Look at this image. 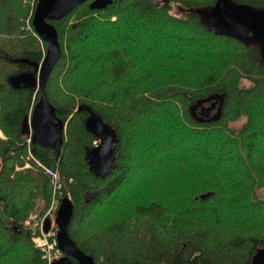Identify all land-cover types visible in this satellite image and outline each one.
<instances>
[{"label":"trees","instance_id":"1","mask_svg":"<svg viewBox=\"0 0 264 264\" xmlns=\"http://www.w3.org/2000/svg\"><path fill=\"white\" fill-rule=\"evenodd\" d=\"M25 1L0 0V264H48L24 224L50 205L48 170L59 172L64 197L71 193V238L98 264H251L264 245L259 47L202 21L197 9L218 0H113L104 9L87 0L49 19L62 48L46 85L65 125L58 150L26 131L40 89L9 81L38 74L47 53L33 26L37 6ZM230 1L264 8V0ZM165 2L188 12L174 15ZM218 95L220 118L201 120L202 107H193ZM91 112L118 139L115 164L103 174L91 164L99 140L87 128ZM162 118L164 126L155 122ZM29 147L40 165L16 170ZM96 208L104 214L91 217Z\"/></svg>","mask_w":264,"mask_h":264},{"label":"water","instance_id":"2","mask_svg":"<svg viewBox=\"0 0 264 264\" xmlns=\"http://www.w3.org/2000/svg\"><path fill=\"white\" fill-rule=\"evenodd\" d=\"M87 0H38L33 26L41 39L47 43V53L41 65H37L38 74L26 71L10 77L11 85L16 89H40V100L33 110L31 120L26 124V131L33 129L32 140L43 146H54L60 149L65 131V125L55 114V109L48 99L46 85L51 73L62 56L57 28L49 19L59 20L67 16L76 6ZM113 0H94L91 7L104 9ZM214 14L210 28L216 33L227 34L248 41L253 37L264 39V9H256L247 4H238L230 0H218L213 7ZM251 33L254 35L251 36ZM224 96H210L199 100L194 111L201 108V120H217L221 116ZM206 104H210L207 106ZM218 107L217 112H211ZM199 118V119H200ZM87 128L100 140L98 146L91 150V164L95 172L103 174L109 172L115 164L118 139L116 132L109 127L96 113L91 112L87 119ZM210 193L201 195L206 199ZM74 214V203L70 197L61 200L56 223L57 238L63 256L52 264H98L96 260L86 254L71 238L69 225ZM51 228V220L45 221V232ZM251 264H264V245L259 248L252 258Z\"/></svg>","mask_w":264,"mask_h":264},{"label":"rangeland","instance_id":"3","mask_svg":"<svg viewBox=\"0 0 264 264\" xmlns=\"http://www.w3.org/2000/svg\"><path fill=\"white\" fill-rule=\"evenodd\" d=\"M157 1L164 3V0H157ZM25 2L26 3L30 2L31 6H35V7L38 5V0H30V1L26 0ZM165 3H167L168 5L171 4V13L174 15H177L179 17L184 16L188 12L186 7L180 2H171V3L165 2ZM213 7L214 6L207 5V6H204V7L202 6V7L197 9L202 21L206 25H208L209 27L212 25L211 24V21H212L211 17L214 14L213 13L214 12ZM27 23L29 24V21H27ZM247 42L250 43L251 45L258 46L259 50H260L261 60L264 59V39L260 38V37H253V38L249 39ZM248 84H249V82H248ZM255 104H256L255 106L258 107L261 111L264 110L262 102H255ZM209 105L210 104H207V106H209ZM199 115L201 116V114H199ZM211 116H212V114H211ZM245 121H246V119L242 118L239 122H237L235 124L236 125H242ZM155 122H160L161 126H164L167 124L168 121L166 118H162V119H156ZM29 132L31 134L33 133V129L31 127H30ZM0 135L5 138V136L1 130H0ZM30 137H31V135H30ZM27 140H28V143L30 144L31 138H29V136L27 137ZM98 143H99V140L94 141V146ZM128 149H129V147H128ZM128 152L130 153V151H128ZM32 153H33V151L31 149V147H29L27 154L24 156V161H25L24 165L23 166L18 165L16 167V170L33 168L32 161L37 162V164L40 165L39 161L35 158V156ZM138 173H140V174H138ZM48 174L51 175V181H52V185H53V196H52V200L50 202V205L48 206V208L45 211L42 210V208H41L42 206L40 205L36 210L32 211L29 214V216L25 219L24 224L27 228H29L31 230L32 241L34 242L35 246L41 250V252L43 253V258L45 260H47V262L49 264L48 257L54 258V257H57V256L60 257L63 255V253L58 250V248L55 244V242H56L55 238H56V233L58 231V226H57V223L54 222V220L56 217V212L59 209L58 207L61 204V200L64 197V192H63V184L61 182L59 172L48 170ZM143 174H145L144 168H143V171H142V169H139V170L137 169L131 175V178L133 181L137 182L138 176L143 175ZM131 188H132V191H130V192H134L133 186ZM138 194H140V196H142L141 194H143V193H138ZM120 195L118 194V196H120ZM259 195L261 196V198L264 199V188L260 189ZM147 196H149V195H147ZM158 196H161V195H158ZM173 196L174 195H170V197H173ZM68 197H70L72 199L70 192H68ZM154 197H157V196H154ZM152 199H154V198H151V200ZM147 200H148V198H147ZM170 200H173V199H170ZM98 211H99V209L96 208V210H94V213L91 214V217H93V216H94V218L99 217L100 215L104 214L105 209L101 208L100 209L101 212L99 211V213H97ZM47 215L51 216V219H52V228H51L50 234L45 233L44 229H43L44 228V218ZM106 216H107V213H106ZM91 217H89V218H91ZM47 241L50 245L53 246L51 248V254H49L47 251L49 249L48 245L47 244L44 245V243H46Z\"/></svg>","mask_w":264,"mask_h":264},{"label":"built area","instance_id":"4","mask_svg":"<svg viewBox=\"0 0 264 264\" xmlns=\"http://www.w3.org/2000/svg\"><path fill=\"white\" fill-rule=\"evenodd\" d=\"M99 143H100V140H99ZM99 143L98 144H96L95 146H98L99 145ZM61 205V204H60ZM60 207V206H59ZM58 207V208H59ZM59 210V209H58ZM57 213H58V211L56 212V217H57ZM56 217H55V220H54V222L56 223ZM47 219H50L51 220V228H52V219H51V216H49V215H47V216H45V218H44V227H45V221L47 220ZM51 228H50V230L48 231V232H45V230H44V232L45 233H47V234H50V232H51ZM44 229V228H43ZM56 242H55V244H56V246H57V248H58V250L60 251V252H62L63 253V251L60 249V247H59V243H58V238H57V233H56ZM48 245V247H49V249L47 250L48 251V253L49 254H51V248L53 247L52 245H50L49 243H48V241L46 242V243H44V245ZM63 256V255H62ZM62 256H60V257H62ZM59 256H57V257H54V258H52V257H48V259H49V264H52L53 263V261H55L56 259H59L60 258Z\"/></svg>","mask_w":264,"mask_h":264},{"label":"flooded vegetation","instance_id":"5","mask_svg":"<svg viewBox=\"0 0 264 264\" xmlns=\"http://www.w3.org/2000/svg\"><path fill=\"white\" fill-rule=\"evenodd\" d=\"M256 9H260V8H256ZM264 9V8H263ZM254 34L253 33H251V36H253ZM217 108L218 107H216V109H214L212 112H211V114H214L215 112H216V110H217ZM200 113V112H199Z\"/></svg>","mask_w":264,"mask_h":264}]
</instances>
